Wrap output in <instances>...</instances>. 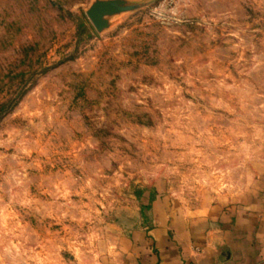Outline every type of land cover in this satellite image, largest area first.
I'll return each mask as SVG.
<instances>
[{
  "label": "rangeland",
  "instance_id": "obj_1",
  "mask_svg": "<svg viewBox=\"0 0 264 264\" xmlns=\"http://www.w3.org/2000/svg\"><path fill=\"white\" fill-rule=\"evenodd\" d=\"M263 185L264 0H0V264H130L154 202Z\"/></svg>",
  "mask_w": 264,
  "mask_h": 264
},
{
  "label": "crops",
  "instance_id": "obj_2",
  "mask_svg": "<svg viewBox=\"0 0 264 264\" xmlns=\"http://www.w3.org/2000/svg\"><path fill=\"white\" fill-rule=\"evenodd\" d=\"M131 242L130 264H264V185L197 213L156 201Z\"/></svg>",
  "mask_w": 264,
  "mask_h": 264
},
{
  "label": "water",
  "instance_id": "obj_3",
  "mask_svg": "<svg viewBox=\"0 0 264 264\" xmlns=\"http://www.w3.org/2000/svg\"><path fill=\"white\" fill-rule=\"evenodd\" d=\"M112 7V2H100L91 8L89 15L95 22H98L105 14L113 11Z\"/></svg>",
  "mask_w": 264,
  "mask_h": 264
}]
</instances>
